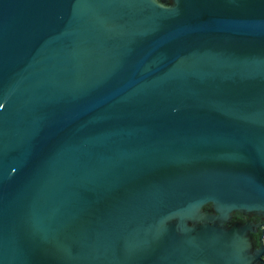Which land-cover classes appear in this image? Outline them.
Wrapping results in <instances>:
<instances>
[{
	"label": "water",
	"instance_id": "95a60500",
	"mask_svg": "<svg viewBox=\"0 0 264 264\" xmlns=\"http://www.w3.org/2000/svg\"><path fill=\"white\" fill-rule=\"evenodd\" d=\"M264 0H0V264H264Z\"/></svg>",
	"mask_w": 264,
	"mask_h": 264
},
{
	"label": "flooded vegetation",
	"instance_id": "af4514ba",
	"mask_svg": "<svg viewBox=\"0 0 264 264\" xmlns=\"http://www.w3.org/2000/svg\"><path fill=\"white\" fill-rule=\"evenodd\" d=\"M234 221L241 223L252 222L255 225V232L252 236V241L257 249L262 250L264 247V218L255 215L236 214ZM262 259L264 260V250Z\"/></svg>",
	"mask_w": 264,
	"mask_h": 264
}]
</instances>
